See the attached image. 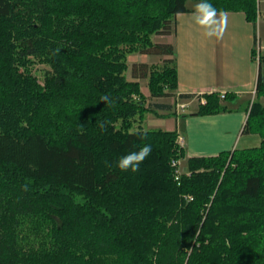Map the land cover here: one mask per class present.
Listing matches in <instances>:
<instances>
[{"label": "trees", "instance_id": "1", "mask_svg": "<svg viewBox=\"0 0 264 264\" xmlns=\"http://www.w3.org/2000/svg\"><path fill=\"white\" fill-rule=\"evenodd\" d=\"M190 2L0 0V264H264V54L243 130L259 147L186 159L177 131L141 128L173 115L138 80L176 95V47L153 37L174 36ZM208 2L256 29L259 0ZM133 54L169 58L131 67ZM202 97L197 116L235 99ZM145 145L139 172L117 167Z\"/></svg>", "mask_w": 264, "mask_h": 264}, {"label": "crops", "instance_id": "2", "mask_svg": "<svg viewBox=\"0 0 264 264\" xmlns=\"http://www.w3.org/2000/svg\"><path fill=\"white\" fill-rule=\"evenodd\" d=\"M260 2L257 27L249 23L244 13H228L223 35L209 39L195 25L191 13L176 17V34L166 43L176 47L178 90L171 100L186 108L176 110L172 101L165 108L175 116L176 131L185 139L186 159L215 156L236 149L259 147L261 139L244 134L248 108L255 99L259 64L253 59L255 46L264 50V7ZM188 6V5H187ZM188 8L194 11L195 8ZM256 33V38H255ZM134 64H149L147 55H138ZM140 82V80H138ZM230 93L235 99L228 103L229 112L213 116H197L198 106L205 102L202 95ZM180 95L192 98L181 99Z\"/></svg>", "mask_w": 264, "mask_h": 264}, {"label": "rangeland", "instance_id": "3", "mask_svg": "<svg viewBox=\"0 0 264 264\" xmlns=\"http://www.w3.org/2000/svg\"><path fill=\"white\" fill-rule=\"evenodd\" d=\"M260 2L263 4L261 5V7H264V0H259V6H260ZM196 2H190L188 3V6L191 8H195L196 6ZM262 22H264V15L263 18H261ZM172 36H167V35H155L153 37V42L158 44H165L167 39H170ZM256 45V49H257ZM261 53L264 54V50H261ZM137 59L140 60L139 56L143 55V54H133L129 57V63H131L133 60L136 58L135 56H137ZM148 56V55H147ZM149 58V65L152 66H156L157 68H162V66L164 65V60L169 57H161V56H148ZM49 70V67H47L46 65H37L34 68V74L39 78V80L42 82L43 81V76L44 73L46 71ZM128 78L132 77V68L131 70L128 71L127 74ZM140 84H141V90L143 92V94L147 97L148 100V104L153 108V110H155L158 114L161 115V113L165 114L168 111L164 110V109H159L157 108V105H166L171 103L172 101V105L174 109H180V106L178 104V101L175 100H171V97L169 98H152L150 91H149V87H148V78L147 79H140ZM264 103V100H263ZM176 120H175V116L174 115H167L165 117H157L153 114H148L145 119L143 120L141 124V128L143 130H164V131H176ZM140 124L139 123H135L131 129V132H136L138 130H140ZM260 146V145H259ZM241 150V149H240ZM181 166H180V171L181 172H186L187 171V166H186V161H182L180 162Z\"/></svg>", "mask_w": 264, "mask_h": 264}, {"label": "clouds", "instance_id": "4", "mask_svg": "<svg viewBox=\"0 0 264 264\" xmlns=\"http://www.w3.org/2000/svg\"><path fill=\"white\" fill-rule=\"evenodd\" d=\"M228 13L218 10L208 0H201L196 4L194 11L191 13L192 21L195 25L204 30V35L211 39H219L223 35ZM103 101H109L108 96H102ZM103 127V125H101ZM151 145L143 146L139 151L130 152L117 161V167L124 172L131 171L137 173L140 165L151 154Z\"/></svg>", "mask_w": 264, "mask_h": 264}, {"label": "built area", "instance_id": "5", "mask_svg": "<svg viewBox=\"0 0 264 264\" xmlns=\"http://www.w3.org/2000/svg\"><path fill=\"white\" fill-rule=\"evenodd\" d=\"M261 50H262V48H258L257 49V53H258V58H257V60H259V55H260V53H261ZM221 94V99H225V97H226V94L227 93H225V92H223V93H220ZM204 103V102H203ZM180 108L181 109H185L186 108V105H180ZM177 143H178V145L180 146V147H182V148H185V146H186V144H185V139L182 137V136H180L179 135V137H178V139H177ZM181 163L180 162H174L173 163V165L174 166H178L179 167V169H178V174L179 173H181V171H180V165Z\"/></svg>", "mask_w": 264, "mask_h": 264}]
</instances>
